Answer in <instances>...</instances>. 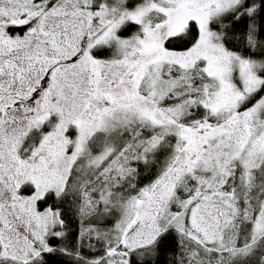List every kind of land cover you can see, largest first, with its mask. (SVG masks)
<instances>
[{"label":"snow or ice","instance_id":"1","mask_svg":"<svg viewBox=\"0 0 264 264\" xmlns=\"http://www.w3.org/2000/svg\"><path fill=\"white\" fill-rule=\"evenodd\" d=\"M0 264H264V0H0Z\"/></svg>","mask_w":264,"mask_h":264},{"label":"trees","instance_id":"2","mask_svg":"<svg viewBox=\"0 0 264 264\" xmlns=\"http://www.w3.org/2000/svg\"><path fill=\"white\" fill-rule=\"evenodd\" d=\"M71 227H72L73 229H75V227H76L75 222H73V223L71 224Z\"/></svg>","mask_w":264,"mask_h":264}]
</instances>
